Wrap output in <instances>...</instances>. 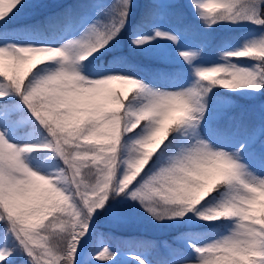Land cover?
<instances>
[{
  "label": "snow or ice",
  "instance_id": "obj_1",
  "mask_svg": "<svg viewBox=\"0 0 264 264\" xmlns=\"http://www.w3.org/2000/svg\"><path fill=\"white\" fill-rule=\"evenodd\" d=\"M222 27L262 31L206 61ZM0 264H264V0H0Z\"/></svg>",
  "mask_w": 264,
  "mask_h": 264
},
{
  "label": "trees",
  "instance_id": "obj_2",
  "mask_svg": "<svg viewBox=\"0 0 264 264\" xmlns=\"http://www.w3.org/2000/svg\"><path fill=\"white\" fill-rule=\"evenodd\" d=\"M48 2L59 3L64 2V0H48ZM135 2L141 4L143 3V0H135ZM182 2H186V0H182ZM36 19V16L29 17L25 15L24 11L15 18L13 23L18 26L34 24ZM245 30L248 29L231 28L224 30V27L215 29V31L211 33L215 39L207 49H213L215 46L223 44L226 39L233 42L234 40L239 39L240 34L245 32ZM258 34L259 32L257 35ZM110 55L122 57L124 59V64L129 68V70L134 71L138 76L152 78L150 71L141 69H152L155 66V62L143 57L129 47L128 33L124 34L119 44L113 49ZM163 67L178 68L181 66L175 64ZM158 82L161 86H167V81L165 79H159ZM113 87L125 88L126 86L116 82ZM236 102L243 103L244 101L240 98H236ZM102 230L106 233L110 232L112 234V239H110L108 242L114 247L120 248L122 259L125 258L123 254L129 250L143 252L149 255L150 258L156 259L161 253L164 242L167 241L170 243L172 242L173 238L178 235V230L176 229L153 226V224L147 220L119 228L104 227ZM158 252L160 253L156 256V253Z\"/></svg>",
  "mask_w": 264,
  "mask_h": 264
},
{
  "label": "rangeland",
  "instance_id": "obj_3",
  "mask_svg": "<svg viewBox=\"0 0 264 264\" xmlns=\"http://www.w3.org/2000/svg\"><path fill=\"white\" fill-rule=\"evenodd\" d=\"M110 2L112 3H115L116 0H110ZM25 12H28L29 10H24ZM228 29H231V28H227V27H224V30H228ZM262 30L260 29H257V28H252V29H248V30H245V32L241 33L240 34V38L239 39H236L234 40L233 42L232 41H228L229 42V45H239V44H242L246 38V34L247 33H254V34H257L258 32L260 33ZM225 48V43L224 44H220V45H217L215 46V48L213 49H207L204 56H205V60L206 61H216V62H219L220 60V54H221V51H223ZM160 252L156 253V256L159 254Z\"/></svg>",
  "mask_w": 264,
  "mask_h": 264
}]
</instances>
